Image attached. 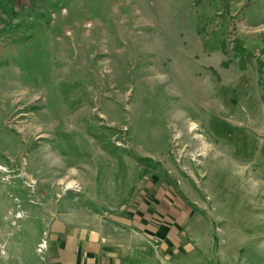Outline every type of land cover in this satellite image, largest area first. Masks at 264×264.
<instances>
[{
  "label": "rangeland",
  "instance_id": "374dc122",
  "mask_svg": "<svg viewBox=\"0 0 264 264\" xmlns=\"http://www.w3.org/2000/svg\"><path fill=\"white\" fill-rule=\"evenodd\" d=\"M57 223L264 264V0H0V264Z\"/></svg>",
  "mask_w": 264,
  "mask_h": 264
},
{
  "label": "crops",
  "instance_id": "0c3cea01",
  "mask_svg": "<svg viewBox=\"0 0 264 264\" xmlns=\"http://www.w3.org/2000/svg\"><path fill=\"white\" fill-rule=\"evenodd\" d=\"M103 224L112 229L101 233L92 226L93 230L85 232L71 223H57L45 255L21 256L17 264H205L201 254L189 251L188 243H182L185 236L171 235L172 230L159 233L157 226L166 228L164 224Z\"/></svg>",
  "mask_w": 264,
  "mask_h": 264
},
{
  "label": "built area",
  "instance_id": "2783aa9c",
  "mask_svg": "<svg viewBox=\"0 0 264 264\" xmlns=\"http://www.w3.org/2000/svg\"><path fill=\"white\" fill-rule=\"evenodd\" d=\"M47 241L44 240L40 245H39V251L43 252L44 249H46V246H47Z\"/></svg>",
  "mask_w": 264,
  "mask_h": 264
},
{
  "label": "bare ground",
  "instance_id": "6f19581e",
  "mask_svg": "<svg viewBox=\"0 0 264 264\" xmlns=\"http://www.w3.org/2000/svg\"><path fill=\"white\" fill-rule=\"evenodd\" d=\"M193 128V127H192Z\"/></svg>",
  "mask_w": 264,
  "mask_h": 264
},
{
  "label": "trees",
  "instance_id": "16d2710c",
  "mask_svg": "<svg viewBox=\"0 0 264 264\" xmlns=\"http://www.w3.org/2000/svg\"><path fill=\"white\" fill-rule=\"evenodd\" d=\"M142 160V159H141Z\"/></svg>",
  "mask_w": 264,
  "mask_h": 264
}]
</instances>
